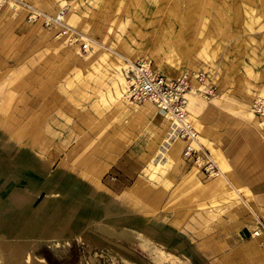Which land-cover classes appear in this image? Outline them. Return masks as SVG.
I'll list each match as a JSON object with an SVG mask.
<instances>
[{
    "label": "rangeland",
    "instance_id": "374dc122",
    "mask_svg": "<svg viewBox=\"0 0 264 264\" xmlns=\"http://www.w3.org/2000/svg\"><path fill=\"white\" fill-rule=\"evenodd\" d=\"M134 50L200 84L196 137L227 157L237 193L208 188L206 146L181 155L188 167L166 162L157 118L115 96ZM248 137L264 143V0L0 1V208L13 210L8 225L0 213V264H264V216L240 211L264 209ZM57 198L18 233L21 209Z\"/></svg>",
    "mask_w": 264,
    "mask_h": 264
},
{
    "label": "bare ground",
    "instance_id": "6f19581e",
    "mask_svg": "<svg viewBox=\"0 0 264 264\" xmlns=\"http://www.w3.org/2000/svg\"><path fill=\"white\" fill-rule=\"evenodd\" d=\"M2 2V0H0ZM63 12L60 10L59 13V18H62L60 15ZM77 52V48H74ZM122 56V55H121ZM131 58H130V57ZM125 57L122 56L123 58V62H121V67L120 69L117 71L116 77H117V83L114 86V94L117 98H122L124 103H131L130 101V95H129V83L127 82V80L125 78H123V74H121V69L123 70H127L128 68H130L135 62L137 61H144L143 59V53H139L138 50H134L133 53L131 52L130 55ZM132 59V61H131ZM134 59V60H133ZM136 60V61H135ZM133 61H135L134 63H132ZM145 65L146 67H150V65L145 61ZM154 69L159 68L160 66L158 65H154L153 66ZM150 69L152 71H154L151 67ZM180 69V68H177ZM219 69V68H218ZM156 72V71H154ZM163 73L166 74L168 77V79H173V80H177L180 79L181 77H183L184 75H182L181 77H179V75H181L183 72L175 71L174 69H170V68H165L163 70ZM219 73H220V69H219ZM217 74V72H216ZM219 75V74H218ZM179 77V78H177ZM219 77V76H218ZM120 86H119V84ZM192 85H193V90L190 93L185 94V100H186V106H185V111L187 113V117L185 119V121L183 122L184 124L186 122H188L187 124L191 127V133L190 136L193 135V133H203L205 130L204 128L207 127H203V124L201 123V112L203 110V108L205 107V102L204 100L201 98L202 96L197 94L198 92L196 91H201L202 88H200V84L195 80V78H193L192 80ZM140 104V103H138ZM188 104V107H187ZM138 110H142L143 112L149 114L150 116H154L156 117V123H157V132H156V144H160L163 146V148L160 150L161 155L163 156V159L166 160V162L170 163V162H184V160L181 158V155L183 157V152L185 151L186 147L188 145H190V147L198 150V149H202V145L204 144L205 146H207V151L209 153V155L207 156L208 160L212 163L213 166H215L218 170L217 173H214V171L211 172V177L216 178L215 179V183L211 184V187L214 186H218L223 184L222 182V178L223 180L225 179L227 181V178L225 177L228 171V166L226 164V162L224 161L223 157L220 155L219 151H217L216 149H214L211 146H208L206 143H204L203 141L200 140V137L198 139V137L193 138V139H188V140H183L180 137H177L175 135H171V129L175 126L174 122L176 121L175 118L171 115L168 114L167 112H163L161 111L157 106H155V104H153L152 102H150L149 100H144L142 101V103L140 105H137ZM188 111V112H187ZM197 132H196V131ZM167 137V139H166ZM165 143L167 144V146H165ZM202 143V144H201ZM184 145V147H183ZM183 148V149H182ZM205 150V149H204ZM182 151V152H181ZM28 163H32V161L28 160ZM200 162V161H198ZM184 166L186 167V163L184 162ZM188 167V166H187ZM184 168V167H181ZM194 170H197L196 168H191V171L194 172ZM152 176V175H151ZM230 188H233V185L231 183H228ZM40 210L34 211L33 216L34 218H30L29 220H27V222L24 224V226H31L30 228H36L39 227L40 224H42V220L40 219V215L43 216H47L48 213H50V210L52 208L51 205H41L40 206ZM38 214V215H37ZM23 227V226H22ZM19 228V227H18ZM19 233V231H18ZM260 233L259 232H255L254 236H259ZM17 255L16 254H11V259L13 261V263L15 262V257Z\"/></svg>",
    "mask_w": 264,
    "mask_h": 264
},
{
    "label": "built area",
    "instance_id": "2783aa9c",
    "mask_svg": "<svg viewBox=\"0 0 264 264\" xmlns=\"http://www.w3.org/2000/svg\"><path fill=\"white\" fill-rule=\"evenodd\" d=\"M125 79L129 83V95L133 101L149 100L161 111L171 114L175 118L174 127L171 135L182 138L183 140L196 138V134L191 133V127L183 123L187 117L185 111V94L190 93V85L181 77L171 80L159 72H154L150 67H146L145 61H137L125 72ZM186 158L194 157V148L188 145L183 152ZM200 161V160H199ZM209 172L215 171L214 166L208 162Z\"/></svg>",
    "mask_w": 264,
    "mask_h": 264
},
{
    "label": "crops",
    "instance_id": "0c3cea01",
    "mask_svg": "<svg viewBox=\"0 0 264 264\" xmlns=\"http://www.w3.org/2000/svg\"><path fill=\"white\" fill-rule=\"evenodd\" d=\"M165 76H167L166 74H165ZM168 77V76H167ZM168 78H171V77H168ZM174 79V78H173ZM206 106V105H205ZM187 107H188V104H187ZM204 109H205V107L203 108V110H202V112H201V123L202 122H204L205 121V119L203 118V111H204ZM188 112V111H187ZM203 124V127H206V125L204 124V123H202ZM204 132L203 133H200V134H205V133H207V128H204ZM198 139H199V137H198ZM200 140L201 141H203L204 143H206L207 142V140H205L204 138H202V137H200ZM245 141H246V144H248V142H249V144H250V146H252V153H253V155H254V157L256 158H254V157H252L253 159H254V161L256 162V163H258V164H260V165H263L264 166V143H263V140L262 139H260V138H256V139H253V138H245ZM248 141V142H247ZM250 141H257V144H253L252 142H250ZM202 144V143H201ZM208 146H210V143H206ZM203 146L205 147V145L203 144ZM211 147H213L214 149H216L217 151H219V153H220V155L223 157V159H224V161L226 162V164H227V166H228V171H227V173H225L226 174V178H227V181L224 179L223 180V178L221 179L222 180V182H223V184H221V185H218V186H220V187H222V188H224L225 190H227V192H229L230 190H232V191H234L235 193H237V188H238V184L239 185H241V179H240V177L236 174L235 176L234 175H232V174H230V167H231V163L228 161V160H226V156L222 153V151L220 150V149H218L217 147H215V146H211ZM205 148H208L207 146L205 147ZM245 150L244 149H242V150H240L239 151V155H237V156H243V155H240L241 153H243ZM208 152V151H207ZM208 155H209V153H208ZM246 156V155H245ZM28 160H30V161H32V163H28L27 161ZM24 163H26V165H28V166H30V167H34V166H36L35 164H34V161L30 158V159H28L27 157L24 159ZM3 168H4V166H1L0 165V175L3 173ZM41 169H43V170H46V168L45 167H41V166H39V168H38V171H41ZM217 169V168H216ZM27 182H29V183H31V184H33L34 186H36V185H38V181H36V180H28ZM216 181L215 180H212V181H210V183L208 184V188L209 189H211V184H214ZM228 183H231L232 185H233V188H230L229 187V184ZM50 187L51 186H49V187H37V188H39V189H44V190H47V192H51L52 191V189H50ZM58 193H59V198L60 197H62L60 194H62V192L61 191H58ZM64 194H65V192H64ZM17 196H19V197H16V200L17 201H21V200H24V201H21L23 204H25L26 203V199L23 197V196H25L24 194H21V195H17ZM26 197V196H25ZM127 197H128V199H129V194H127ZM57 200H58V198L56 199V200H52L50 203H48L47 204V202H45L44 203V205H51L52 206V208H51V210H50V213H48V215H50V214H55V212H57V210H58V206H59V203L57 202ZM121 200H125V197L123 196L122 198H121ZM0 203H3V200H1L0 199ZM21 203V204H22ZM20 204V203H19ZM5 205V204H4ZM18 205V204H17ZM244 205H245V209L244 210H240L241 212L242 211H245L246 213H247V216L248 217H250V216H252V214H254V216L255 217H257L256 215H257V213L259 214V216H264V209L263 208H260V207H258L257 205H255V204H250V203H246V202H244ZM19 206V205H18ZM25 206V205H24ZM82 207V209L83 210H89L88 208H87V206L86 205H82L81 206ZM36 208H37V206H33V205H28V206H25L23 209H21V211H20V214H21V216L22 217H20L19 216V220H17L18 222V227H19V225L22 227H26V226H24V224L27 222V220H29L30 218H34V216H33V213H34V211L36 210ZM40 208L41 207H39V208H37V210L36 211H38V210H40ZM228 209H230L229 208V206L227 205V206H222L219 210H217V209H212L211 210V212H210V214H208V215H206V218H208L206 221H209L210 223L211 222H214V221H216V219L218 218V217H220L219 215L221 214V213H225L227 216L230 214V212H226V211H228ZM233 211V210H232ZM2 212V213H1ZM11 212H13V210H11V208H8V207H5L3 210H1V208H0V213L1 214H5V215H8L9 217H8V219L7 218H1L2 220H5L4 222H6V224L8 225V223H9V221H10V214H11ZM256 212V213H255ZM27 214H29L30 216L29 217H27ZM40 219L42 220V224H40V226L41 225H43V221H45L44 219H45V216H43L42 217V215H40ZM17 223H16V225H17ZM202 224V223H201ZM36 227V228H34L33 230L34 231H36V230H38L39 228H41V227ZM74 226V225H73ZM1 228H3V225H1ZM18 231H19V228H18ZM3 235V234H2ZM4 235H7V233L6 234H4Z\"/></svg>",
    "mask_w": 264,
    "mask_h": 264
}]
</instances>
